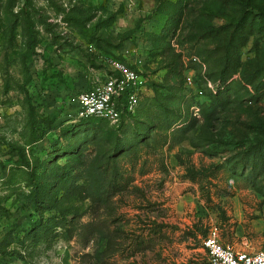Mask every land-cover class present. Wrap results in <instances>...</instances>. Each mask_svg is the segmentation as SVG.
<instances>
[{"label":"rangeland","instance_id":"rangeland-1","mask_svg":"<svg viewBox=\"0 0 264 264\" xmlns=\"http://www.w3.org/2000/svg\"><path fill=\"white\" fill-rule=\"evenodd\" d=\"M111 60L135 106L76 119ZM213 225L264 250V0H0V264H200Z\"/></svg>","mask_w":264,"mask_h":264},{"label":"built area","instance_id":"built-area-1","mask_svg":"<svg viewBox=\"0 0 264 264\" xmlns=\"http://www.w3.org/2000/svg\"><path fill=\"white\" fill-rule=\"evenodd\" d=\"M109 64L106 76L76 93L73 99L76 119L114 122L122 109L128 112L135 106L140 86L138 72L120 60H111ZM201 243L207 258L200 264H264V250L247 251L223 244L214 225Z\"/></svg>","mask_w":264,"mask_h":264},{"label":"trees","instance_id":"trees-1","mask_svg":"<svg viewBox=\"0 0 264 264\" xmlns=\"http://www.w3.org/2000/svg\"><path fill=\"white\" fill-rule=\"evenodd\" d=\"M225 67H227V65H225L223 68H225ZM229 67L232 69H230L229 71H228V73H231V72H233V70L235 71L236 69H237V67H238V62L236 61V63H235V65H229ZM224 74V73H223ZM247 80H249L250 82H252V80L253 79H247ZM90 120H103V119H87V120H85V121H90Z\"/></svg>","mask_w":264,"mask_h":264}]
</instances>
